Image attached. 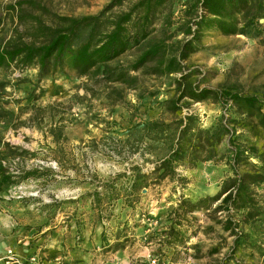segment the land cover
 Here are the masks:
<instances>
[{
    "label": "rangeland",
    "instance_id": "obj_1",
    "mask_svg": "<svg viewBox=\"0 0 264 264\" xmlns=\"http://www.w3.org/2000/svg\"><path fill=\"white\" fill-rule=\"evenodd\" d=\"M14 1L0 0V12ZM108 1L45 0L53 11L75 16L96 13ZM201 43L183 62L186 71L201 72L193 77L201 79V86L224 82L237 84L243 93L264 90V39L210 31ZM135 56L127 53L120 60ZM178 75L139 73L138 89L116 84L122 92L115 93L109 83L69 69L42 79L36 67L0 69V104L8 111L0 119V134L22 153L1 161L16 176L0 189V257L12 248L20 259L35 256L37 264H111L115 255L125 253L130 264H220L233 239L214 220L221 211L190 213L180 228L185 243L167 247L162 242L181 196L192 201L212 196L231 174L224 158L194 166L181 162L172 178L154 170L169 153L175 132L147 123L179 117L164 108ZM190 113L204 128L223 116L236 117L230 107L211 100L191 102L180 117ZM55 126L63 133L58 141L51 133ZM244 133L242 140L260 145ZM225 147L223 142L220 149ZM21 169L39 176L22 179ZM137 170L144 177L133 186ZM94 191L100 193L99 202ZM255 192L261 214L249 222L243 221L246 209L234 214L246 237L229 264H264V189L255 187ZM212 247L219 252L208 256ZM19 249L26 250V257Z\"/></svg>",
    "mask_w": 264,
    "mask_h": 264
},
{
    "label": "trees",
    "instance_id": "obj_2",
    "mask_svg": "<svg viewBox=\"0 0 264 264\" xmlns=\"http://www.w3.org/2000/svg\"><path fill=\"white\" fill-rule=\"evenodd\" d=\"M2 7L0 69L36 67L39 79L69 69L78 76L109 83L115 93L122 92L116 84L138 89L139 73L179 74L172 79L174 94L164 101L165 111L179 116L173 120L176 126L172 127L173 121L147 123L149 128L162 126L175 132L169 153L154 170H161L160 177L169 174L172 178L181 162L194 166L197 162L224 158L231 174L212 196L196 201L181 196L168 216L170 225L163 231L162 242L167 247L185 243L180 228L190 213L201 209L212 214L221 211L214 220L233 239L230 251L219 263L229 264L242 247L240 238L246 237L239 231L234 214L246 209L243 221L249 222L262 211L255 187L264 189V90L243 93L237 84L224 82L216 87L201 86V79H193L201 72L186 71L183 62L202 48L201 40L210 31L264 39V0H109L96 13L76 16L53 11L45 0H15ZM127 53L136 56L132 61L121 62L120 58ZM3 84L0 81V88ZM204 100L230 107L236 117L223 116L207 128L201 127L193 113L180 117L183 107ZM7 114L0 104V119ZM244 132L260 145L242 140ZM51 133L56 141L63 135L56 126ZM223 142L226 147L221 150ZM17 149L0 134V189L14 183L16 175L1 161L21 155ZM20 172L22 179L39 176L34 171ZM140 177L144 175L137 170L133 186ZM93 196L99 202V191H94ZM216 201L218 204L212 208ZM193 248L199 252L197 244ZM255 248L262 253L259 245ZM218 252L219 247H212L207 255Z\"/></svg>",
    "mask_w": 264,
    "mask_h": 264
},
{
    "label": "built area",
    "instance_id": "obj_3",
    "mask_svg": "<svg viewBox=\"0 0 264 264\" xmlns=\"http://www.w3.org/2000/svg\"><path fill=\"white\" fill-rule=\"evenodd\" d=\"M1 264H37V258L30 256L27 259H20L18 254L12 248H7L5 253L0 257ZM152 264H155V260H152Z\"/></svg>",
    "mask_w": 264,
    "mask_h": 264
},
{
    "label": "crops",
    "instance_id": "obj_4",
    "mask_svg": "<svg viewBox=\"0 0 264 264\" xmlns=\"http://www.w3.org/2000/svg\"><path fill=\"white\" fill-rule=\"evenodd\" d=\"M0 244H1V242H0ZM2 250H3V248L1 247V245H0V252L2 253ZM20 255H22L23 257H26V250H24V249H19V252H18ZM115 258H118L117 260H113L112 262H111V264H130V258H129V254L127 253H125V254H123V255H115ZM262 258H264V254L261 256V259Z\"/></svg>",
    "mask_w": 264,
    "mask_h": 264
},
{
    "label": "water",
    "instance_id": "obj_5",
    "mask_svg": "<svg viewBox=\"0 0 264 264\" xmlns=\"http://www.w3.org/2000/svg\"><path fill=\"white\" fill-rule=\"evenodd\" d=\"M260 21L262 22V21H263V19H260Z\"/></svg>",
    "mask_w": 264,
    "mask_h": 264
}]
</instances>
